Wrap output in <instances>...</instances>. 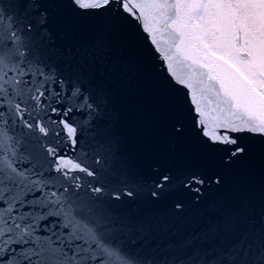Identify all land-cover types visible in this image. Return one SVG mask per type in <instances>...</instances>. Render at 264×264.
Returning <instances> with one entry per match:
<instances>
[{
    "label": "snow or ice",
    "instance_id": "obj_1",
    "mask_svg": "<svg viewBox=\"0 0 264 264\" xmlns=\"http://www.w3.org/2000/svg\"><path fill=\"white\" fill-rule=\"evenodd\" d=\"M0 264H264V0H0Z\"/></svg>",
    "mask_w": 264,
    "mask_h": 264
}]
</instances>
